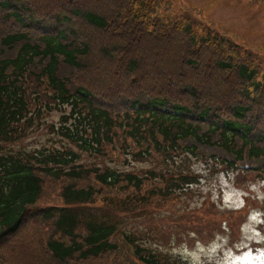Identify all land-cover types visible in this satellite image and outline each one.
<instances>
[{"label":"trees","instance_id":"obj_1","mask_svg":"<svg viewBox=\"0 0 264 264\" xmlns=\"http://www.w3.org/2000/svg\"><path fill=\"white\" fill-rule=\"evenodd\" d=\"M174 1L0 0V264H192L159 206L264 179L259 49Z\"/></svg>","mask_w":264,"mask_h":264},{"label":"rangeland","instance_id":"obj_2","mask_svg":"<svg viewBox=\"0 0 264 264\" xmlns=\"http://www.w3.org/2000/svg\"><path fill=\"white\" fill-rule=\"evenodd\" d=\"M184 1L204 10L211 19L249 41L259 49L264 60V3L249 0ZM174 6L178 11L182 9L179 0L174 1ZM99 70L93 68L92 73ZM116 79L109 82L110 88L115 86ZM57 118L58 114H55L51 120ZM203 178H208L206 172ZM218 178H209L201 183V187H194L190 199L182 197L179 201L159 206L158 219L164 218L166 210L177 212L174 222H164L161 226L171 237L160 238L161 242L158 240L160 249L180 255L193 264H264V179L257 173L239 177L220 174ZM57 188L58 184L47 187L51 192ZM213 212L216 215H212ZM152 226L159 235L160 225ZM37 228L39 232L42 229L31 226L29 233L35 234ZM33 241L34 237H31L29 242ZM38 253L39 248L36 255Z\"/></svg>","mask_w":264,"mask_h":264}]
</instances>
